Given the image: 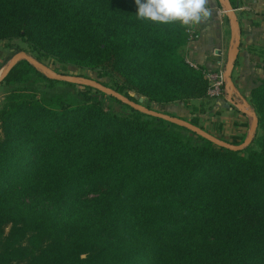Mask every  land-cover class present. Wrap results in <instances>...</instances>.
Listing matches in <instances>:
<instances>
[{"label": "trees", "instance_id": "1", "mask_svg": "<svg viewBox=\"0 0 264 264\" xmlns=\"http://www.w3.org/2000/svg\"><path fill=\"white\" fill-rule=\"evenodd\" d=\"M136 12L135 0H0V39L106 69L121 84H104L137 102L130 89L164 104L206 95L203 67L180 53L187 26ZM34 73L51 79L23 58L3 81ZM78 95L57 107L16 88L0 108V264H264V79L251 92L259 148L219 144L91 85ZM98 185L107 190L85 203Z\"/></svg>", "mask_w": 264, "mask_h": 264}, {"label": "crops", "instance_id": "2", "mask_svg": "<svg viewBox=\"0 0 264 264\" xmlns=\"http://www.w3.org/2000/svg\"><path fill=\"white\" fill-rule=\"evenodd\" d=\"M209 0L211 16L194 25L199 36L187 40L180 53L188 62L228 75L225 93L208 94L166 103L179 115L193 114L201 123L227 139L246 140L257 115L251 92L264 79V0Z\"/></svg>", "mask_w": 264, "mask_h": 264}, {"label": "rangeland", "instance_id": "3", "mask_svg": "<svg viewBox=\"0 0 264 264\" xmlns=\"http://www.w3.org/2000/svg\"><path fill=\"white\" fill-rule=\"evenodd\" d=\"M23 52L35 58L37 60V64L39 67L44 69L54 70L59 74L86 77L113 86H118L119 84H121L119 77L108 72L106 69L81 66L74 62H62L54 58L52 55L39 53L23 37L20 36L0 39V75L7 67L11 59ZM40 71L46 77L51 79L41 77L38 74L34 73L32 75V78L26 82H16V83H6L4 81L0 82V108L4 104L7 94L12 89L23 88V87L30 88V90L35 91L39 97H42L44 101L48 102L49 105H53V106L56 105L57 107L60 106V104L63 102L78 103V101H80L78 91L80 90V88L83 87V84L73 81H70L71 83L65 82L66 80L51 77L48 74H46L45 71L43 70ZM130 93L136 97L144 96L145 98L144 104L150 106L155 110H159L162 112H170L176 116H181L184 118L186 117L190 118L193 116V114L179 115L177 114L176 111H174L170 107V105L151 100L147 96L140 94L138 91L134 89H130ZM102 99L104 101L105 107L110 112H116L121 115H126L131 112L130 108L127 105L123 103H119L113 100L111 97L102 96ZM257 131L260 132V128L258 126L256 127L253 138L247 144L250 147L259 148L255 139L257 135L256 134ZM210 132L215 136L217 134L216 131L214 132L210 130ZM106 190L107 188L102 185H98L95 188H87L85 193L83 194V199L87 204L93 203L94 201L92 200L96 196H98L101 192H104Z\"/></svg>", "mask_w": 264, "mask_h": 264}, {"label": "water", "instance_id": "4", "mask_svg": "<svg viewBox=\"0 0 264 264\" xmlns=\"http://www.w3.org/2000/svg\"><path fill=\"white\" fill-rule=\"evenodd\" d=\"M227 1V5H228V10H230L231 12L234 11V8L230 2V0H226ZM23 58H27L28 60H30L38 69L43 70L46 72V74H48L51 77L57 78V79H62V80H66V81H73V82H78L80 84H87V85H91L94 87H97L105 92H107L108 94H112L116 97H118L119 99H121L122 101L142 110L143 112L152 114V115H157L160 117H164L166 119L184 124L186 126H189L190 128L196 130L197 132L211 138L212 140H214L215 142L219 143V144H223L229 147H233V148H244L253 138V135L255 133L256 127L258 126V116L255 115V121L252 127V131L251 134L247 137L246 140H244L241 144L236 145V144H232L230 142H227L225 140H222L220 138H218L217 136H215L214 134H212L211 132H209L208 130L202 128L201 126H197L194 125L192 123H190L188 120L181 118L179 116L176 115H172L170 113L167 112H162L159 110H155L153 108L148 107L147 105L144 104V96H140L139 101H134L131 100L129 97H127L125 94L119 92L118 90H116L115 88L108 86L100 81L97 80H93L90 78H86V77H80V76H72V75H65V74H59L57 72H55L54 70H50V69H44L38 66L37 64V60L33 57H31L30 55H28L27 53L23 52L20 53L18 55H16L15 57H13L11 59V61L9 62V64L7 65V67L4 69V71L2 72V74L0 75V82H2L5 78V76L7 75V73L12 69V67L21 59Z\"/></svg>", "mask_w": 264, "mask_h": 264}, {"label": "clouds", "instance_id": "5", "mask_svg": "<svg viewBox=\"0 0 264 264\" xmlns=\"http://www.w3.org/2000/svg\"><path fill=\"white\" fill-rule=\"evenodd\" d=\"M137 19L153 23L194 26L211 16L209 0H135Z\"/></svg>", "mask_w": 264, "mask_h": 264}, {"label": "built area", "instance_id": "6", "mask_svg": "<svg viewBox=\"0 0 264 264\" xmlns=\"http://www.w3.org/2000/svg\"><path fill=\"white\" fill-rule=\"evenodd\" d=\"M187 39L194 40L199 36V32L192 26L186 27ZM191 65L199 68L200 66L196 63H191ZM204 76L207 78L209 84L207 89V94L210 97L222 96L225 93L226 82L228 80V75L225 70L220 67L215 70L203 68Z\"/></svg>", "mask_w": 264, "mask_h": 264}]
</instances>
